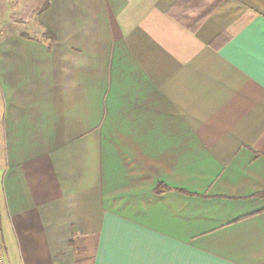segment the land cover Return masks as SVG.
Instances as JSON below:
<instances>
[{
  "label": "crops",
  "instance_id": "0c3cea01",
  "mask_svg": "<svg viewBox=\"0 0 264 264\" xmlns=\"http://www.w3.org/2000/svg\"><path fill=\"white\" fill-rule=\"evenodd\" d=\"M47 1L0 35L8 263L264 264V0Z\"/></svg>",
  "mask_w": 264,
  "mask_h": 264
},
{
  "label": "rangeland",
  "instance_id": "374dc122",
  "mask_svg": "<svg viewBox=\"0 0 264 264\" xmlns=\"http://www.w3.org/2000/svg\"><path fill=\"white\" fill-rule=\"evenodd\" d=\"M47 0H0V35L10 25L23 24L33 20Z\"/></svg>",
  "mask_w": 264,
  "mask_h": 264
},
{
  "label": "trees",
  "instance_id": "16d2710c",
  "mask_svg": "<svg viewBox=\"0 0 264 264\" xmlns=\"http://www.w3.org/2000/svg\"><path fill=\"white\" fill-rule=\"evenodd\" d=\"M48 6H49V1L46 2V4L44 5V7L40 11L46 9ZM209 7H210V9H213L215 6H209ZM209 11H211V10H209ZM200 19L199 20L193 19L192 22H191L192 25H189V27L195 29L199 25ZM160 188H163V186H160Z\"/></svg>",
  "mask_w": 264,
  "mask_h": 264
},
{
  "label": "built area",
  "instance_id": "2783aa9c",
  "mask_svg": "<svg viewBox=\"0 0 264 264\" xmlns=\"http://www.w3.org/2000/svg\"><path fill=\"white\" fill-rule=\"evenodd\" d=\"M0 264H9L3 247L0 246Z\"/></svg>",
  "mask_w": 264,
  "mask_h": 264
}]
</instances>
